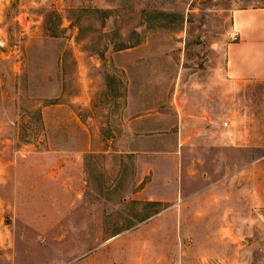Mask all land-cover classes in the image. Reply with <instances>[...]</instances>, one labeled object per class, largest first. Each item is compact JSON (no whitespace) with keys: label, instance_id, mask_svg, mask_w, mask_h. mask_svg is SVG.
I'll list each match as a JSON object with an SVG mask.
<instances>
[{"label":"rangeland","instance_id":"374dc122","mask_svg":"<svg viewBox=\"0 0 264 264\" xmlns=\"http://www.w3.org/2000/svg\"><path fill=\"white\" fill-rule=\"evenodd\" d=\"M262 8L0 0L3 254L141 264L169 227L155 246L179 264H264V81L226 71L237 15ZM153 176L168 199L140 194Z\"/></svg>","mask_w":264,"mask_h":264},{"label":"crops","instance_id":"0c3cea01","mask_svg":"<svg viewBox=\"0 0 264 264\" xmlns=\"http://www.w3.org/2000/svg\"><path fill=\"white\" fill-rule=\"evenodd\" d=\"M235 27L239 31V38L233 43V46L230 47L227 53V73L236 83L243 81H264V8L258 10H242L236 17ZM203 119L204 117L202 113L197 111V113L192 116L191 121L195 125H200L204 124ZM152 183H158L154 176L141 189L140 194H146L148 198H167V196H163V193L160 192L156 194L148 193L147 190ZM164 188L166 187L164 186ZM169 188L176 189L177 184H173ZM145 230L149 231V235L152 238V244L148 245L146 250L141 251L139 262L141 264H179L177 258L178 250L174 249L173 245L170 251L168 249L166 250L163 246H155L157 238L160 237L161 233L163 236L166 234L167 236L171 235L173 238L176 229L167 227L159 230V228L152 227V229L148 228ZM154 237L156 239H154ZM142 248L143 247L141 246V249ZM169 252L170 255H167ZM0 264L15 263H13L8 254L2 253L0 254ZM16 264L18 263L16 262Z\"/></svg>","mask_w":264,"mask_h":264},{"label":"built area","instance_id":"2783aa9c","mask_svg":"<svg viewBox=\"0 0 264 264\" xmlns=\"http://www.w3.org/2000/svg\"><path fill=\"white\" fill-rule=\"evenodd\" d=\"M237 38H238V35H237V33H235V35H234V39H237ZM224 125H228V122H225ZM2 253H3V247H2V245L0 244V254H2Z\"/></svg>","mask_w":264,"mask_h":264},{"label":"bare ground","instance_id":"6f19581e","mask_svg":"<svg viewBox=\"0 0 264 264\" xmlns=\"http://www.w3.org/2000/svg\"><path fill=\"white\" fill-rule=\"evenodd\" d=\"M1 34V33H0ZM1 37H3V35H0V43L2 44V45H4L3 44V42H4V39L3 38H1Z\"/></svg>","mask_w":264,"mask_h":264},{"label":"water","instance_id":"95a60500","mask_svg":"<svg viewBox=\"0 0 264 264\" xmlns=\"http://www.w3.org/2000/svg\"><path fill=\"white\" fill-rule=\"evenodd\" d=\"M1 44V43H0ZM2 45V44H1ZM2 46H4V45H2ZM5 47V46H4Z\"/></svg>","mask_w":264,"mask_h":264}]
</instances>
